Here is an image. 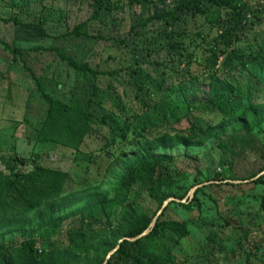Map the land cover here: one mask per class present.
Segmentation results:
<instances>
[{
	"label": "rangeland",
	"instance_id": "rangeland-1",
	"mask_svg": "<svg viewBox=\"0 0 264 264\" xmlns=\"http://www.w3.org/2000/svg\"><path fill=\"white\" fill-rule=\"evenodd\" d=\"M226 1L227 7L204 1L192 12L178 9L180 0H0V169L2 158L18 156L26 158L24 171L40 164L69 174L55 219L32 212L0 221V260L17 262L29 239L39 248L64 247L69 232L82 231L97 245L124 231L137 212L156 214L161 206L147 187L135 181L119 189V179L138 157L166 155L172 173L157 195L187 200L194 186L207 183L196 195L201 208L173 201L161 218L189 230L176 242L165 240L174 259L264 264V185L227 183L264 170V0ZM238 3L254 13L225 62L205 39ZM61 54L97 75L75 70ZM42 91L80 108L92 97L125 128L121 143L106 145L109 128L96 120L79 149L38 139L47 112ZM226 95L234 107H220ZM212 103L219 106L210 111ZM250 103L262 113L259 121L233 131L231 116ZM190 120L213 132L199 143L148 144L167 129H155L158 123L185 132ZM116 259L112 264H130Z\"/></svg>",
	"mask_w": 264,
	"mask_h": 264
},
{
	"label": "trees",
	"instance_id": "trees-1",
	"mask_svg": "<svg viewBox=\"0 0 264 264\" xmlns=\"http://www.w3.org/2000/svg\"><path fill=\"white\" fill-rule=\"evenodd\" d=\"M180 1L178 9L192 12L201 10L204 1H210L219 7H227L226 0ZM229 8L230 15L218 20V31L215 32L216 34L212 37L209 36V39H205V44L210 51L217 58L223 56L225 62H230L235 56L236 51H233V47L242 38V32L248 22V16L254 13L252 7L244 3L234 4L229 6ZM13 21L19 23L17 19ZM6 47L8 46L6 45ZM10 51L14 53V50ZM61 58L75 70H87L94 76L98 73L87 63L78 64L64 54H61ZM104 74L113 75V72L107 71ZM129 76L131 82L134 83V78L139 76V67L137 65L129 71ZM96 90L97 88L94 87V92ZM95 95L96 93H94ZM40 97L47 105V112L38 131V139L53 141L73 149H79L84 143L86 136L94 131L93 121L96 120L101 125L109 128L108 137L106 136V145L121 143L125 135V128L121 125L117 116L103 110L101 105L92 97L85 101V108L76 107L72 103L63 101L58 96L44 91L40 93ZM218 100L220 107L222 105L234 107L232 106L233 100L230 99V95L218 98ZM219 104L212 103L208 108L213 111ZM230 109L232 110L233 108ZM191 111H193V108H191ZM236 111L238 112H234L231 116L235 120V123L231 126L233 131L247 129L250 124H256L262 115L252 103L246 107H238ZM179 120L177 119L176 123H179ZM165 126H167V129L159 130L158 134L153 136L148 144L199 143L206 140L213 132L211 127L206 129L200 121L192 122V120H190V127L185 132L173 131L164 122L158 123L155 129ZM171 160L172 158L166 155L138 157L125 166L119 179L118 188H124L125 183L130 185L135 181H139L143 186L147 187L148 192L153 197L158 199L159 206H161L163 201L169 198V195L162 192L157 195V193L165 179L171 176ZM2 163L4 170L0 169V221L18 219L32 212L40 214L41 218L44 216V219L47 220L55 219L54 214L60 205L59 202L62 198L64 187L69 180V174L66 171L45 167L40 164H34L31 170L24 171L21 167L26 165V158L18 156L2 158ZM224 180L226 179H220V181ZM227 183L236 185L231 180H228ZM249 183L264 185V175ZM243 184L239 183L237 185L241 186ZM202 189V186L199 187L195 191L193 199L189 200L188 197L186 202H179V205L190 209L196 204L201 208L200 201L196 195ZM178 198L183 199V197ZM261 207L264 210V195ZM42 209L44 213L40 212ZM164 213L146 236L134 241H122L120 248L111 256L107 264H112V261L116 258V260L127 261L130 264H184L174 259L172 246H169L165 240L176 242L175 239H182L189 235L187 224L175 219L162 220ZM154 214L148 215L143 211L137 212V214L132 216L124 231H111V238L101 243L98 242L97 245L90 243L86 238V234L82 231L69 232L67 236L68 244L64 247L39 248L36 246L34 239H29L24 243L18 259H15L17 262H10L5 258L0 260V264H103L109 251L118 244L121 238L135 237L142 233L149 227ZM109 241L111 243H108ZM93 252L94 255L90 257L89 253ZM77 255H82L83 258Z\"/></svg>",
	"mask_w": 264,
	"mask_h": 264
},
{
	"label": "water",
	"instance_id": "water-1",
	"mask_svg": "<svg viewBox=\"0 0 264 264\" xmlns=\"http://www.w3.org/2000/svg\"><path fill=\"white\" fill-rule=\"evenodd\" d=\"M262 175H264V170L261 171L260 173H258L256 176L252 177V178H249V179H244V180H234L231 182H235V183H247V182H250V181H254L256 179H258L259 177H261ZM207 183H201V184H198L196 186H194L190 191H189V200H191L194 196V193L195 191L205 185ZM186 202V199H178L176 197H169L167 199H165L161 205V207L159 208V210L157 211V213L155 214V216L153 217L149 227H147L142 233H140L139 235L135 236V237H123L119 240L118 244L111 250L109 251V253L107 254L106 256V259L105 261L103 262V264H107L109 259L111 258V256L120 248V243L124 240H131V241H134V240H137V239H140L144 236H146L147 234H149L151 232V230L154 228V226L156 225L159 217L164 213L165 209L167 208V206L171 203V202Z\"/></svg>",
	"mask_w": 264,
	"mask_h": 264
}]
</instances>
